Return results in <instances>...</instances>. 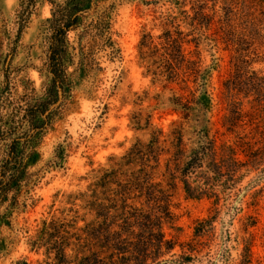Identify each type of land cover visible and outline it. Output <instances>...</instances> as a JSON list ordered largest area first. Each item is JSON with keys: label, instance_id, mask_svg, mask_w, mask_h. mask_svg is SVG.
Returning a JSON list of instances; mask_svg holds the SVG:
<instances>
[{"label": "rangeland", "instance_id": "obj_1", "mask_svg": "<svg viewBox=\"0 0 264 264\" xmlns=\"http://www.w3.org/2000/svg\"><path fill=\"white\" fill-rule=\"evenodd\" d=\"M21 2L0 0V44L5 25L15 27ZM53 12L51 0H37L13 60L22 69L17 97L30 80L40 97L62 107L42 132L29 124L19 129L18 148L31 154L35 175L3 225L0 264H60L44 234L55 221L58 228L74 224L67 229L89 242L71 244L68 261L78 250L105 259L115 250L120 264H264V0H103L68 33L69 81L61 100L55 89L49 94ZM103 13L109 24L89 43L85 23ZM168 31L190 40L183 43L186 53L211 70L206 90L196 89L193 76L167 88L153 83L138 44L148 32L163 43ZM7 52L0 46L1 60ZM4 83L0 73V92ZM172 87L202 102L210 121L185 122L180 139L173 125L180 115L158 96L171 95ZM9 114L0 105V118ZM136 115L165 133L154 145L159 165L147 175L133 174L134 163L116 165L137 138L151 141L133 127ZM207 128L212 145L200 165L192 164ZM24 131L35 135L27 142ZM111 168L112 176H95ZM106 221L124 245L108 246Z\"/></svg>", "mask_w": 264, "mask_h": 264}, {"label": "trees", "instance_id": "obj_2", "mask_svg": "<svg viewBox=\"0 0 264 264\" xmlns=\"http://www.w3.org/2000/svg\"><path fill=\"white\" fill-rule=\"evenodd\" d=\"M21 6L18 9L15 27L5 25L3 36L1 38V48L6 47L8 52L0 59L2 73L5 76L4 88L0 92V105L9 110L8 118L2 116L0 118V207L9 204L8 211L0 213V235L3 225L9 223L11 210L20 203V196L32 182L34 172L29 168L30 153L27 150L20 151L18 145L22 140L19 131L24 129L25 124H29L34 132H42L47 124H51L55 111L62 105L55 106V98L43 99L37 93L33 83L23 81L25 92L17 97L16 79L20 67H13V60L18 52L22 36L29 26L31 17L37 8V0H21ZM103 0H51L54 5V16L51 21V36L49 47V69L53 74V83L49 88L50 97L53 96L52 90L55 89L59 100L65 93V87L69 81L68 68L66 66V58L69 50L68 33L71 30L79 28L83 24V20L88 18L98 10L100 3ZM108 14L103 13L98 18H93L90 22L85 23L84 31L91 43L94 35L104 33L109 24ZM17 27V30H15ZM181 32L174 35L171 32H166L165 41L158 43L155 41V36L148 32L143 34L139 41V55L141 63L147 68L148 73L153 76V83H161L164 87H168L177 79L186 81V78L193 76V81L196 84L197 90H206L207 81L211 77V70L204 68L202 59L193 58L186 53L183 43L185 40L181 36ZM162 37V36H161ZM197 47L200 42L196 41ZM191 53V52H190ZM195 96V93H193ZM160 104L166 108L177 112L184 120L178 119L173 121L174 130L179 131L184 129L185 122L195 121L201 127L210 121L208 119V110L202 102L193 97L188 99L184 94L177 93L174 88H171V95L158 94ZM139 100L141 96H138ZM40 116H44V121L40 122ZM133 127L137 130L146 131L151 135V141L146 142L141 138H137L129 149V151L121 156V161L116 162L118 170L122 165L130 163L135 164L132 170L133 174L147 175L149 168H156L159 165V157L154 154V145L159 144L162 137L165 136L164 130L154 125L152 121L149 125L143 126L142 119L138 115L132 118ZM20 129V130H19ZM201 129V152L193 156L192 164L200 165L202 163L203 154H206L212 145L210 138V129ZM206 132V131H205ZM25 140H28L35 134L24 131ZM157 157V158H156ZM152 158H156L157 165H152ZM105 173V174H104ZM104 174V175H103ZM103 174L97 173L95 176L110 177L114 174L111 169H106ZM141 179L136 177V183L140 185ZM144 182V181H143ZM105 220L108 217L104 216ZM58 222L55 221L49 226L44 234L49 238L48 250L50 253L56 252V259L60 264H120L115 257L116 251L113 250L110 258L105 259L98 252H94L88 256H80L81 250L75 254V258L71 261L67 260V248L74 244L76 246L86 247L89 242L85 240L78 232L72 233L67 229V226L75 227L74 224L60 222L62 225L58 228ZM107 223V221L105 222ZM109 224V223H107ZM110 225L108 240L109 247H117L124 245L125 241L121 239V233L118 229ZM52 227L55 228L53 232ZM62 231L64 233H62ZM75 237L77 241H71ZM124 246H122L123 248ZM125 252V251H123Z\"/></svg>", "mask_w": 264, "mask_h": 264}]
</instances>
